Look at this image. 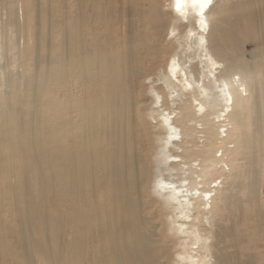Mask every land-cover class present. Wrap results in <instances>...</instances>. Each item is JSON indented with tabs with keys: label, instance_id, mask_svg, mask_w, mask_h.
Masks as SVG:
<instances>
[{
	"label": "bare ground",
	"instance_id": "6f19581e",
	"mask_svg": "<svg viewBox=\"0 0 264 264\" xmlns=\"http://www.w3.org/2000/svg\"><path fill=\"white\" fill-rule=\"evenodd\" d=\"M111 1H58L72 9L52 34L32 33V69L0 64V168L21 159L9 183L16 253L0 218L9 264H264V55L242 52L245 30L264 41V0H168L172 14L163 0H118L120 20ZM10 2L23 20L25 0ZM29 6L37 26L49 12ZM136 133L148 159L128 152Z\"/></svg>",
	"mask_w": 264,
	"mask_h": 264
},
{
	"label": "rangeland",
	"instance_id": "374dc122",
	"mask_svg": "<svg viewBox=\"0 0 264 264\" xmlns=\"http://www.w3.org/2000/svg\"><path fill=\"white\" fill-rule=\"evenodd\" d=\"M9 0H0V41H2V45L3 48L1 50H4L3 52H1L0 54V64H3L4 62H8V66L9 69L11 68L13 73H16V70L19 71L18 67L20 66V75L25 73V69H29L31 70L32 67L30 66L31 60H32V55H33V50H34V40L32 38V33L37 30L38 25L40 27L41 32L44 33V35H49L52 34L53 31H49L50 27L55 26L56 23H58V20L56 19L55 15L60 12L63 13H69V10L72 9L69 5L66 6H58V4H62L61 0H39V4L41 6H43L44 9H46L49 13L48 15H42L41 13L38 15V24L37 26L34 25V17L31 13V6L30 5V0H25L26 3V15L23 17V20H19L17 18L16 15V7L17 5H13L10 3H8ZM163 3H165L164 6V10L167 13H171V9L169 8V6H167V2L168 0H163ZM120 1L118 2V0H112L111 1V6L112 9L114 10V12L116 13V16L118 17V20H120V6H119ZM29 4V5H28ZM59 8V10H58ZM6 11H11V15L14 16L15 19H17L18 21H20L22 23V26H20L19 28L15 27L11 22L8 21V17L5 19L4 22V26L2 24L3 18H4V12ZM259 13L264 12V8L263 7H259L258 10ZM3 13V14H2ZM52 14V15H50ZM172 14V13H171ZM170 14V15H171ZM52 17V18H51ZM35 19L37 21V18L35 16ZM67 23H69V21H67ZM66 22L64 23V27L67 28V24ZM111 25V26H110ZM109 28H111V33L112 38H110V49L112 54L114 53V55L118 54V50L120 49V46H117V40H115V44L113 47L112 46V42H113V38L119 35V30L116 25H112L110 24ZM3 26V27H2ZM3 28V29H2ZM115 28V29H114ZM117 28V29H116ZM113 30V31H112ZM115 30V31H114ZM186 30V28L184 29ZM51 32V33H50ZM252 35H255L257 37V34L254 32L253 28L245 30L244 32V38L245 41L243 42L242 46H243V54H244V58L245 59H249V58H253V59H258L259 57H262L264 55V41L259 39L257 37V39H251L250 37ZM19 37H23L24 39V51L21 50V48L19 49L16 45V42L18 40ZM19 50H18V49ZM109 49V50H110ZM116 49V50H115ZM40 53H46V49H40ZM116 51V52H115ZM151 53V50L148 52V54ZM137 52H134V55H136ZM154 54V53H153ZM20 60V61H19ZM144 83V82H143ZM145 85V83H144ZM132 91V90H131ZM132 92H135L132 91ZM132 92H129L127 94L128 98H130V95L132 96ZM63 95V93H62ZM142 96V100L146 99V94L143 93L141 94ZM41 97L45 98L47 100V103L45 105H42V107H44V113H45V121L46 123L51 127V123L52 121H57V116H56V108L53 104L54 99H57V97L53 94V84L47 89L42 92ZM131 99V98H130ZM134 106H132V111L134 113ZM141 112L143 113L144 110L141 109ZM129 116V115H128ZM133 121H136L133 119ZM11 125H15L14 121H11ZM0 127H2L0 125ZM133 129H135V126H133ZM139 132V131H138ZM138 137V138H137ZM69 138V134H66L65 139ZM135 138L137 139V141L134 140L133 145H129L128 146V152L136 154L135 157L143 158V156H146L148 159L149 156V152H147V143L145 141V139H143L141 136H139L137 133L135 134ZM5 143H0V152L5 156V153L7 151L6 148L3 149V145ZM66 144V143H65ZM67 145V144H66ZM68 147V145H67ZM20 156L18 155L17 157L15 156L14 159L11 158H5L2 160V166L0 168V190L3 193V196L5 197V202L0 210V218L2 219V221H4L10 228V232L8 231L7 234V239L9 240V249L10 252L12 251L13 253L18 252L19 247L17 245V241L15 238V230L13 231V228L16 229V223H17V218L16 216H10L11 214V199H10V193H9V183L10 180H13L15 177L19 176L18 173V167L20 165ZM138 167H141V161L138 162ZM143 185H141L142 187ZM262 199H264V184L262 185ZM110 192L108 191V189H101L99 196L101 199H103L106 202H109V200H111V195L109 194ZM146 198V195L144 197V199ZM50 205V204H49ZM63 207L67 206V203L63 202ZM242 209H240V212L237 213L236 212V216L239 217V214L241 215L240 217V221H241V226L243 228V236L246 240V211L244 206H241ZM244 207V208H243ZM145 212H148V208L144 209ZM245 214V216H244ZM226 217V216H224ZM226 219H228L226 217ZM243 241V243H241V245L239 246V249L246 246V241ZM0 248V264H9V251L7 252L2 251ZM259 253L264 256V242L260 243L259 246ZM38 264H44V262L40 261L39 259L37 260ZM15 264V263H14Z\"/></svg>",
	"mask_w": 264,
	"mask_h": 264
},
{
	"label": "snow or ice",
	"instance_id": "6c2138e0",
	"mask_svg": "<svg viewBox=\"0 0 264 264\" xmlns=\"http://www.w3.org/2000/svg\"><path fill=\"white\" fill-rule=\"evenodd\" d=\"M194 2H196V0H194ZM200 2H202L204 4V7H207L208 4L211 3V0H200ZM182 3V0H176V7H177V10H179V7Z\"/></svg>",
	"mask_w": 264,
	"mask_h": 264
}]
</instances>
